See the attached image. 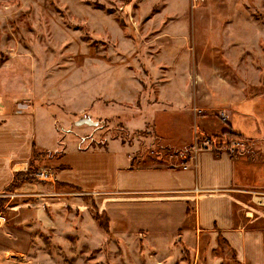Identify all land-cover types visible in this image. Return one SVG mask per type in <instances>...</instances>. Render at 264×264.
<instances>
[{
  "label": "rangeland",
  "instance_id": "1",
  "mask_svg": "<svg viewBox=\"0 0 264 264\" xmlns=\"http://www.w3.org/2000/svg\"><path fill=\"white\" fill-rule=\"evenodd\" d=\"M246 93H264V0H0V99L38 106L60 135L34 172L56 176L44 162L63 154L66 137L93 151L120 141L138 167H182L196 146L223 143V105ZM86 117L97 125L75 124ZM244 141L240 154L256 147ZM70 187L0 192V264L139 260L137 243L112 241L108 216L141 209L143 195ZM253 196L245 229L264 238V191Z\"/></svg>",
  "mask_w": 264,
  "mask_h": 264
},
{
  "label": "crops",
  "instance_id": "2",
  "mask_svg": "<svg viewBox=\"0 0 264 264\" xmlns=\"http://www.w3.org/2000/svg\"><path fill=\"white\" fill-rule=\"evenodd\" d=\"M163 33L176 36L168 28ZM179 43L178 52L188 38ZM175 50L167 53L173 56ZM24 106L0 99V192L37 191L40 196L48 190L41 188L72 186L89 195H143L141 209L127 205L126 211L108 216L114 243L131 250L138 244L139 260L128 258L127 264H264V238L245 229L251 212L244 202L247 196L256 202L254 193L264 191V93H246L223 105L229 119L221 132L230 129L246 139L244 146L255 144H248L249 153L205 149L190 152L182 167L143 168L134 165L138 157L120 141L93 151L66 137L63 154L44 162L43 167L56 169L55 183L46 187L34 179L14 186L16 175L32 169L39 152L53 153L60 138L53 117L36 105ZM96 227L95 233L102 234ZM221 251L237 253L236 258Z\"/></svg>",
  "mask_w": 264,
  "mask_h": 264
},
{
  "label": "trees",
  "instance_id": "3",
  "mask_svg": "<svg viewBox=\"0 0 264 264\" xmlns=\"http://www.w3.org/2000/svg\"><path fill=\"white\" fill-rule=\"evenodd\" d=\"M221 134H223V135L220 137V141H223L224 140L223 143L226 142V144H229V146L233 142H237V141H240V140H243V141L245 140L241 135L234 133L230 129L225 130ZM223 143H219V145H218L215 140L210 142V145L213 148L212 150H213V152L215 154H219L221 147L224 146ZM237 153H238V151H236L235 155H233V156H237ZM188 160H189V155H188V158L185 159V161H188ZM34 173H35L34 172V169L33 168L32 169L30 168L26 173H19V174H17L16 175V181H15L14 186L17 185V184L23 183V182H30V181H32L33 180Z\"/></svg>",
  "mask_w": 264,
  "mask_h": 264
},
{
  "label": "built area",
  "instance_id": "4",
  "mask_svg": "<svg viewBox=\"0 0 264 264\" xmlns=\"http://www.w3.org/2000/svg\"><path fill=\"white\" fill-rule=\"evenodd\" d=\"M204 1L205 0H192V5L195 8V7L199 6L200 4H202ZM221 117H222L221 119L224 122H227L228 119H229L228 114H225V113H223L221 115ZM209 146H210V143L209 144H204V145H202V148L210 149ZM241 146H242L241 143L233 142L230 145L231 151H233L235 149L237 150V148H239ZM201 150H203V149L199 148L198 146H196L195 149H194L195 153H198ZM236 150L234 152H236ZM33 178H34V180L36 182H41V183L42 182L54 183L55 180H56L55 173L53 171H51V170H48V169H42V170H39V171L35 172L34 175H33ZM2 195H6V194H2ZM6 197H10L11 198L13 196L12 195H9V196L6 195Z\"/></svg>",
  "mask_w": 264,
  "mask_h": 264
},
{
  "label": "water",
  "instance_id": "5",
  "mask_svg": "<svg viewBox=\"0 0 264 264\" xmlns=\"http://www.w3.org/2000/svg\"><path fill=\"white\" fill-rule=\"evenodd\" d=\"M75 124L77 126H82V125L95 126V125H97V123L94 122L90 117L82 118L79 121H77Z\"/></svg>",
  "mask_w": 264,
  "mask_h": 264
}]
</instances>
